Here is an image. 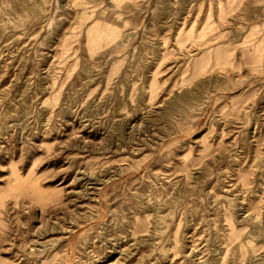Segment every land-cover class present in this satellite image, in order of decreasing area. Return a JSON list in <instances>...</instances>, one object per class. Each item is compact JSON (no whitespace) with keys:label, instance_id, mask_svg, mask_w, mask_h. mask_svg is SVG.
Masks as SVG:
<instances>
[{"label":"rangeland","instance_id":"obj_1","mask_svg":"<svg viewBox=\"0 0 264 264\" xmlns=\"http://www.w3.org/2000/svg\"><path fill=\"white\" fill-rule=\"evenodd\" d=\"M0 264H264V0H0Z\"/></svg>","mask_w":264,"mask_h":264}]
</instances>
